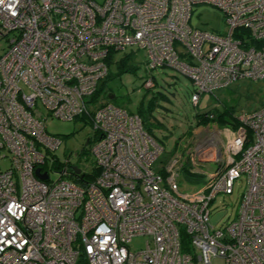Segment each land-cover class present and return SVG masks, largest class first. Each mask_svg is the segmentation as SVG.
<instances>
[{
	"label": "built area",
	"instance_id": "obj_1",
	"mask_svg": "<svg viewBox=\"0 0 264 264\" xmlns=\"http://www.w3.org/2000/svg\"><path fill=\"white\" fill-rule=\"evenodd\" d=\"M197 4L217 8L226 31L194 28ZM126 49L143 52L148 73L188 77L197 105L264 79V0H0V264H264V105L155 169L164 148L139 116L93 98L110 52ZM82 116L95 136L85 146L91 180L72 173L76 153L55 155L61 139L45 125ZM199 162L217 167L202 189L181 193L184 164L196 174ZM241 175V198L215 227L212 204ZM136 236L144 248L130 251Z\"/></svg>",
	"mask_w": 264,
	"mask_h": 264
},
{
	"label": "rangeland",
	"instance_id": "obj_2",
	"mask_svg": "<svg viewBox=\"0 0 264 264\" xmlns=\"http://www.w3.org/2000/svg\"><path fill=\"white\" fill-rule=\"evenodd\" d=\"M190 24L194 28L203 30L220 33L226 31L222 13L217 8L205 4L193 6ZM131 53L133 52L130 49H126L114 55L113 61L108 65L111 77H105L99 82L102 88L98 92L97 100L106 99L128 112H139L147 117V126L151 128L159 145L164 148L153 164L155 169L163 165L170 154L185 155L186 150L192 148L200 138L210 137L212 132L225 129L217 121L210 122L206 126H196L198 113L209 110L218 115L226 110L224 117L238 119L264 105V79L238 80L228 87L201 94L198 104L193 105L191 95L194 87L188 77L168 67L152 69L151 73H148L144 65L143 52L137 50L136 54L131 55ZM125 56L130 58L127 60V65L132 71H122L117 67L118 62ZM149 76L154 78L155 86L144 88L142 82ZM108 93H113L114 97L108 99ZM45 125L48 133L57 135L61 139V145L55 151V155L60 160H64L70 154L76 153V156L71 157V163L77 164L86 174H91L95 167L94 162L87 152L89 146H83L87 137L91 138L90 144L95 139L88 118L82 116L66 121L49 117ZM192 126L193 128L190 129ZM216 167V162H199V165L194 167L197 171L194 175L190 172V165L187 164V170L180 171L179 191L192 193L202 189L206 184L207 173ZM49 175L50 179L57 177L53 172ZM245 186V175H241L234 181L232 194L219 195L216 198L211 208L212 225L219 226L229 216L239 202ZM146 240L145 236H136L128 243V248L134 252L143 249ZM182 243L183 247H190L185 238ZM211 264H224V262L217 258L213 259Z\"/></svg>",
	"mask_w": 264,
	"mask_h": 264
},
{
	"label": "trees",
	"instance_id": "obj_3",
	"mask_svg": "<svg viewBox=\"0 0 264 264\" xmlns=\"http://www.w3.org/2000/svg\"><path fill=\"white\" fill-rule=\"evenodd\" d=\"M132 52V51H131ZM117 53V51H111L108 58L106 59V62L107 64L109 65V63H111V61H113V57L114 55ZM136 54V52H133ZM131 53V55L133 54ZM130 59L128 56H125L123 58H121V60L118 62V69L122 70V71H132V69L127 65V60ZM107 78H110L111 75H110V72H109V69H108V74L106 76ZM154 86H155V83H154ZM102 88V86H98V88L96 89V93L94 95V99L96 100L97 99V96H98V92L99 90ZM113 93H108L107 95V98L109 99V95H111ZM102 101V100H101ZM105 102H109L108 100H103ZM110 103V102H109ZM149 113H150V110H148ZM131 113H134V114H137L141 120V124H142V128L143 130L150 136L152 137L157 143L158 141L155 139L154 137V134L151 130V128L149 126H147L146 124V120H147V117L146 116H142L139 112H131ZM225 113H226V110L222 111L221 113H218V115L214 114L213 112L211 111H206V112H203V113H198L196 115V126H206L208 125V123L210 122H214V121H217V123L225 128H229L231 130H235L238 125H239V121L238 119H228L227 117H224L225 116ZM192 127H190V129H192ZM159 144V143H158ZM84 146V145H83ZM85 147V146H84ZM85 149V148H84ZM172 155V154H170ZM186 165L187 164H184L183 166V170H187L186 169ZM97 173V170H94L93 169V172L91 174H85V178L86 180H91L94 178V176L96 175ZM195 175V174H194ZM79 183H82V181H78Z\"/></svg>",
	"mask_w": 264,
	"mask_h": 264
},
{
	"label": "water",
	"instance_id": "obj_4",
	"mask_svg": "<svg viewBox=\"0 0 264 264\" xmlns=\"http://www.w3.org/2000/svg\"><path fill=\"white\" fill-rule=\"evenodd\" d=\"M109 99H112L114 97V94H111L108 96ZM89 141H90V137H87L84 141V146H87L89 144ZM72 173L75 175V176H78L79 179H83V173H81V169L77 166H72ZM35 174L36 176L41 179V180H46L47 179V175L46 173H39V169H36L35 170Z\"/></svg>",
	"mask_w": 264,
	"mask_h": 264
}]
</instances>
